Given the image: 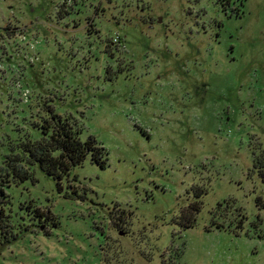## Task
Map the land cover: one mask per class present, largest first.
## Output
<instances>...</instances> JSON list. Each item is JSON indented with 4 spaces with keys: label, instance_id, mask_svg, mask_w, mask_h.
Wrapping results in <instances>:
<instances>
[{
    "label": "rangeland",
    "instance_id": "374dc122",
    "mask_svg": "<svg viewBox=\"0 0 264 264\" xmlns=\"http://www.w3.org/2000/svg\"><path fill=\"white\" fill-rule=\"evenodd\" d=\"M103 147L0 206V264H264V0H0V165L46 107Z\"/></svg>",
    "mask_w": 264,
    "mask_h": 264
},
{
    "label": "trees",
    "instance_id": "16d2710c",
    "mask_svg": "<svg viewBox=\"0 0 264 264\" xmlns=\"http://www.w3.org/2000/svg\"><path fill=\"white\" fill-rule=\"evenodd\" d=\"M46 109L47 117L34 123L39 136L28 135L13 143L0 165V206L6 200L7 188L33 178L35 167L59 184L71 176L74 167L80 165L88 154L101 166L105 164L103 147L91 136L81 140V129L76 121L57 114L50 106ZM259 174L264 180V170Z\"/></svg>",
    "mask_w": 264,
    "mask_h": 264
}]
</instances>
